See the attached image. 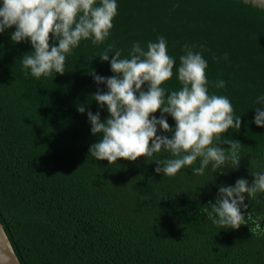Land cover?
<instances>
[{
  "label": "trees",
  "instance_id": "1",
  "mask_svg": "<svg viewBox=\"0 0 264 264\" xmlns=\"http://www.w3.org/2000/svg\"><path fill=\"white\" fill-rule=\"evenodd\" d=\"M116 2L108 39L82 40L66 56L63 75L37 79L28 69L25 76L21 60L33 51L30 41L13 42L15 27L0 33V223L20 264H264V231L251 232L250 221L224 229L203 211L215 203L219 186L239 178L251 183L264 171V127L254 123L255 108L264 110L255 103L264 95V35ZM161 36L176 60L173 77L162 85L166 95L182 88L176 70L187 44L208 62L209 93L227 96L240 116V129L223 134L242 145L238 168L219 174L209 166L195 175L197 162L165 176L155 172V161L171 158L163 150L111 165L90 156L102 134H92L87 113L99 111L101 122L109 118L107 106L93 99L107 86L91 73L115 75L112 54L109 61L99 56L114 43L128 58L135 42L146 51ZM220 80L225 87H215ZM245 203L264 217V193Z\"/></svg>",
  "mask_w": 264,
  "mask_h": 264
},
{
  "label": "clouds",
  "instance_id": "2",
  "mask_svg": "<svg viewBox=\"0 0 264 264\" xmlns=\"http://www.w3.org/2000/svg\"><path fill=\"white\" fill-rule=\"evenodd\" d=\"M117 9L116 0H2L0 33L15 27L13 42L30 41L33 51L21 60L25 76L28 69L37 79L53 73L63 75L66 56L82 40L102 44L108 39ZM53 40L55 43H50ZM110 54L115 75L103 77L94 70L91 73L97 84L107 86L106 92L98 90L93 99L101 108L106 105L109 113L103 122L99 111L87 113L92 134H102V139L89 148L91 157L107 160L111 165L119 159H149L163 150L171 158L155 161V172L165 176H174L197 162L199 166L192 167L195 175H203L209 166L219 174H225L223 169L230 166L239 167L242 145L238 140L225 139L223 134L229 129H240L241 118L234 114L227 96L209 93L208 62L202 52L184 45L176 70L182 88L168 95L162 85L173 77L176 60L168 54L164 37L148 42L146 51L135 42L128 58H122L121 50L112 43L99 57L109 61ZM213 59L218 61L219 57ZM145 84L146 91L142 88ZM225 85L223 80L215 83L217 88ZM255 103L264 105V95L257 97ZM78 111L84 113L85 108L80 106ZM157 111L159 118L154 115ZM255 112L254 123L264 127V110L256 107ZM165 114L174 119V129ZM158 131L172 133L171 138L158 135ZM252 176L251 183L239 178L234 186H219L215 203L209 201L203 208L214 225L238 229L250 221L254 225L251 232L264 231V217L253 215L245 203L246 197L264 193V171Z\"/></svg>",
  "mask_w": 264,
  "mask_h": 264
},
{
  "label": "water",
  "instance_id": "3",
  "mask_svg": "<svg viewBox=\"0 0 264 264\" xmlns=\"http://www.w3.org/2000/svg\"><path fill=\"white\" fill-rule=\"evenodd\" d=\"M169 14L264 35V0H120ZM0 264H20L0 223Z\"/></svg>",
  "mask_w": 264,
  "mask_h": 264
}]
</instances>
